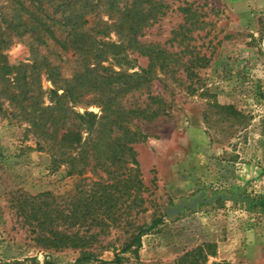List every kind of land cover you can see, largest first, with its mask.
Segmentation results:
<instances>
[{"label":"rangeland","instance_id":"rangeland-1","mask_svg":"<svg viewBox=\"0 0 264 264\" xmlns=\"http://www.w3.org/2000/svg\"><path fill=\"white\" fill-rule=\"evenodd\" d=\"M163 3L165 14L143 30L141 41L181 53L182 62L189 56L183 54L188 44L194 55L206 61L190 77L178 68L176 74H158L152 81L151 94L164 102L166 115L149 124L135 122L148 135L132 146L142 182V203L122 201L119 206L130 207V219L136 225L160 216L163 221L141 238L136 252L121 254L119 264H264V215L248 212L241 203L264 194V0ZM185 6L196 11L200 29L178 45L171 39L184 24L179 8ZM109 39L116 41L113 32ZM0 53L9 66L28 65V74L39 56L57 66L62 78L70 79L78 69L76 56L50 40L37 46L25 36L14 39ZM146 63L145 58L130 54L128 62L109 58L103 66L131 74ZM31 71L39 97L36 106H52L54 87L45 69L39 70L36 64ZM2 77L0 74V264H31L33 260L41 264L45 253L34 246L28 225L14 207L19 194L48 192L61 198L83 179L81 184L88 190L92 181L105 174L89 156L83 159L84 172L78 175L68 160L52 155L48 141L34 133L29 117L2 90ZM146 97L126 94L121 103L128 109L144 106ZM63 103L60 124L83 123L76 115H101L99 96L93 92L80 93L74 103L68 99ZM202 193L205 200L222 194L232 199L198 205L173 218L165 216L167 208ZM125 230L114 228L101 236L95 259L81 264H118L115 256L128 239ZM80 256L78 250H65L53 254V260L73 264Z\"/></svg>","mask_w":264,"mask_h":264},{"label":"trees","instance_id":"trees-1","mask_svg":"<svg viewBox=\"0 0 264 264\" xmlns=\"http://www.w3.org/2000/svg\"><path fill=\"white\" fill-rule=\"evenodd\" d=\"M165 9L163 0H0V50L14 39L28 36L37 46L50 40L63 52L75 55L78 62L72 77L65 79L46 56L37 57L28 74V65L9 66L0 53V74L5 79L2 90L29 117L34 133L48 141V151L58 160H68L75 173L81 175L82 161L89 156L105 174V178L92 181L88 190L81 184L83 179L73 192L61 198L48 192L19 194L14 207L28 225L34 246L45 253L41 264H57L53 254L65 250L81 252L73 264L94 260L101 244L99 238L121 227L126 229L128 239L115 256L114 263L119 264L121 254L136 252L141 238L163 221L160 216L136 225L130 219V207L122 209L119 204L142 203V182L132 146L148 135L135 122L149 124L166 115L164 102L151 94L152 81L158 74L174 75L178 68L190 77L194 68L203 67L206 61L194 55L188 44L183 54L189 56L182 62L181 53H170L159 44L141 41L143 30L157 22ZM179 9L184 14V24L173 32L171 41L181 45L193 30L200 29V22L190 6ZM102 15H106L105 21ZM111 32L116 41L109 39ZM130 54L145 58V67L128 74L103 66L109 58L128 62ZM36 64L39 70L45 69L54 87L51 92L55 101L46 108L36 106L39 97L31 71ZM84 92L99 96L101 115H76L83 123L60 124L63 101L74 103ZM126 94H146L147 102L128 109L121 103ZM241 203L248 212L264 215V194ZM31 264L39 263L33 260Z\"/></svg>","mask_w":264,"mask_h":264},{"label":"water","instance_id":"water-1","mask_svg":"<svg viewBox=\"0 0 264 264\" xmlns=\"http://www.w3.org/2000/svg\"><path fill=\"white\" fill-rule=\"evenodd\" d=\"M204 197L205 195L202 193L199 196L189 201L186 200L180 201L176 206L167 208L164 211V214L168 218H173L178 216L184 210H195L198 205H209L212 204L217 199H232L230 197L225 196L224 194L215 196L207 200H205Z\"/></svg>","mask_w":264,"mask_h":264}]
</instances>
